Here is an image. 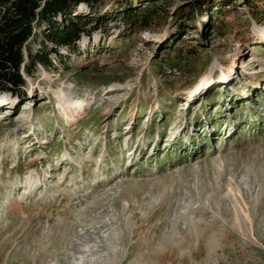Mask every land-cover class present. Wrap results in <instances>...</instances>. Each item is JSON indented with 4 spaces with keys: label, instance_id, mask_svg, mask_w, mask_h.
<instances>
[{
    "label": "rangeland",
    "instance_id": "obj_1",
    "mask_svg": "<svg viewBox=\"0 0 264 264\" xmlns=\"http://www.w3.org/2000/svg\"><path fill=\"white\" fill-rule=\"evenodd\" d=\"M187 1L0 93V264H264V0Z\"/></svg>",
    "mask_w": 264,
    "mask_h": 264
},
{
    "label": "trees",
    "instance_id": "obj_2",
    "mask_svg": "<svg viewBox=\"0 0 264 264\" xmlns=\"http://www.w3.org/2000/svg\"><path fill=\"white\" fill-rule=\"evenodd\" d=\"M155 1L116 0L112 14L101 11V0H0V93L23 103L27 97L25 76H31L38 65L53 68L51 56L62 58L60 49L77 51L82 36L90 37L110 21H121L126 32L148 28L164 3ZM80 5L88 11L78 12ZM223 6L222 1L188 0L177 14L196 7L205 9L209 17ZM39 37V48L34 50L31 44Z\"/></svg>",
    "mask_w": 264,
    "mask_h": 264
},
{
    "label": "bare ground",
    "instance_id": "obj_3",
    "mask_svg": "<svg viewBox=\"0 0 264 264\" xmlns=\"http://www.w3.org/2000/svg\"><path fill=\"white\" fill-rule=\"evenodd\" d=\"M263 38H264V36H263ZM234 67H235V62L232 64L231 68L234 69ZM222 78H223V77H222ZM201 90H202V84H199V85H198V86L192 91V96H195V95L198 93V91H201ZM9 99L14 100V98H9ZM9 99H8V98H4V99L0 100V101H3L0 105L2 106V105L7 104ZM65 103H66V101H63V103L61 104V106H62L63 109L65 110V113H64L65 118H66V119H69L72 123H73L74 121H77V119H78V117L80 116V114H82L83 111L85 110V107H84L83 102H76V103H73V104L71 105L72 108L67 107V106H64ZM186 103H187V102H186ZM24 107H25V106H24ZM65 107H67V108H65ZM130 129H131V128H130ZM182 131H183V129H182L180 132H182ZM179 134H181V133H179ZM29 136H30V134L27 135V137H29Z\"/></svg>",
    "mask_w": 264,
    "mask_h": 264
}]
</instances>
